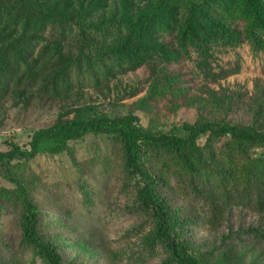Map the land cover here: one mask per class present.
I'll return each instance as SVG.
<instances>
[{"label": "trees", "instance_id": "16d2710c", "mask_svg": "<svg viewBox=\"0 0 264 264\" xmlns=\"http://www.w3.org/2000/svg\"><path fill=\"white\" fill-rule=\"evenodd\" d=\"M245 43L264 52V0H0V109L21 97L64 99L61 119L74 114L35 132L30 149L0 151V174L14 186L0 196V217L19 231L18 242L0 231V264L124 259L95 240L97 211L120 199L107 195L112 178L127 201L117 215L136 220L121 239L141 244L125 264H264V96L251 125H234L206 113L233 99L210 91L195 99L180 71L191 61L217 80L216 53ZM144 67L149 89L137 110L149 119L186 114L169 128L147 130L134 112L74 108L80 91ZM87 139L93 154L80 161L76 145ZM64 154L77 179L56 183L43 209L31 162ZM205 232L219 237L210 243Z\"/></svg>", "mask_w": 264, "mask_h": 264}, {"label": "rangeland", "instance_id": "374dc122", "mask_svg": "<svg viewBox=\"0 0 264 264\" xmlns=\"http://www.w3.org/2000/svg\"><path fill=\"white\" fill-rule=\"evenodd\" d=\"M212 68V74L217 77V80L196 71L195 64L191 61H186L180 71L189 87L193 88L194 97L207 100V92L210 91L216 95V99L225 101L227 96L233 99L230 104L225 103V107L220 112L209 105L206 113L217 118L227 114L228 119L234 125H251L258 106L261 104L260 100L264 96V52L255 53L246 43L237 49L222 50L216 53ZM148 73L144 67L113 80L109 85L104 84L97 89L88 87L73 98V104L76 105L74 108L97 106L100 107V111L109 116H123L134 112L140 119L142 118L141 125L147 130L155 127L169 128L174 119L179 121L186 114L183 113L176 118L172 111L165 109L158 119L155 117L149 119L143 118L142 112L137 110L138 105L140 106L139 101L148 93L149 88L146 82L149 78ZM224 73L227 75L223 78ZM68 104L64 99L58 101L34 99L26 103V100L21 97L8 101L0 109V151H9L11 143L21 149H30L35 132L48 130L58 121L73 119V113L63 119L60 117ZM184 109L182 108L181 111ZM259 125H262L260 128L264 130V124L260 122ZM93 144V140L87 139L76 145L77 157L80 161L93 154ZM88 148L91 149L89 155ZM31 167L33 174L30 181L37 189L36 197L39 203L46 210L50 208L44 202V197L53 191L54 185L77 179V173L67 154L57 157L40 156L31 162ZM118 187L119 181L112 178L108 183L107 195L110 194L109 200L111 201L120 199L117 202L107 203L97 211L99 217L96 216L98 219L95 220V227L100 230V233L95 232V240L104 239L101 245L116 251H124L126 255L122 260L107 259L100 264H125L129 250H139L141 247L138 240L127 243L126 240L121 239L131 227L136 225V220L123 214L117 215L119 209H123L127 204V201L118 193ZM13 190L14 186L6 182L0 174V196L3 192ZM109 214H112L113 218H110ZM84 215L89 218V215ZM254 219L248 216L246 222H252ZM0 231L2 239L18 242L19 231L12 216L0 217ZM199 237L213 243L219 236L205 232ZM153 262V264H158L159 261L157 259Z\"/></svg>", "mask_w": 264, "mask_h": 264}]
</instances>
